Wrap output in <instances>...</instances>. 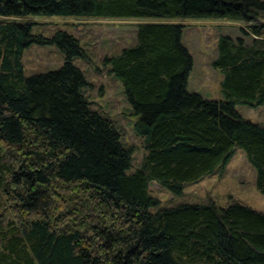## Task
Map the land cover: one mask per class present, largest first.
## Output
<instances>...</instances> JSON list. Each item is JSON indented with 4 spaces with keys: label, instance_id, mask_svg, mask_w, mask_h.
Instances as JSON below:
<instances>
[{
    "label": "trees",
    "instance_id": "1",
    "mask_svg": "<svg viewBox=\"0 0 264 264\" xmlns=\"http://www.w3.org/2000/svg\"><path fill=\"white\" fill-rule=\"evenodd\" d=\"M38 17L162 21L138 24L135 44L106 59L139 118L134 169L133 147L83 94L78 41L35 34L24 19ZM187 19L244 24L217 41L221 99L187 89L194 61L173 21ZM33 44L56 45L63 65L26 77ZM237 104L264 106V0H0V264H264V212L161 207L149 190L182 196L240 148L264 196V125Z\"/></svg>",
    "mask_w": 264,
    "mask_h": 264
},
{
    "label": "rangeland",
    "instance_id": "2",
    "mask_svg": "<svg viewBox=\"0 0 264 264\" xmlns=\"http://www.w3.org/2000/svg\"><path fill=\"white\" fill-rule=\"evenodd\" d=\"M34 24L33 32L46 38L61 30L73 36L85 57L74 60L82 71L88 86L83 94L93 110L110 118L117 126L125 147H133V169L142 160V141L134 133L138 116L133 112L120 81L110 72L106 59L115 57L136 42V26L147 22H162L157 19H105V18H26ZM184 25L182 43L193 58V69L188 78V90L197 92L208 100L222 98L220 83L222 74L213 68L220 36H241L244 24L221 19L173 20ZM172 21V22H173ZM243 25V26H242ZM65 57L56 45H31L22 56L26 77L58 70ZM193 90V91H192ZM236 111L246 120L264 125V106L250 107L237 104ZM132 171V170H131ZM129 171V172H131ZM161 207L182 203L214 202L220 207L231 200L252 209L264 212V196L255 187V172L247 163L240 148H235L222 174L204 177L199 182L187 185L182 196H174L157 183L149 186ZM154 208L152 211H155Z\"/></svg>",
    "mask_w": 264,
    "mask_h": 264
},
{
    "label": "crops",
    "instance_id": "3",
    "mask_svg": "<svg viewBox=\"0 0 264 264\" xmlns=\"http://www.w3.org/2000/svg\"><path fill=\"white\" fill-rule=\"evenodd\" d=\"M187 89H188V85H187ZM189 91V90H188ZM193 91V90H192ZM190 92V91H189ZM194 93H197V92H195V91H193ZM199 94V93H198ZM204 99H206V98H204ZM218 100V99H217Z\"/></svg>",
    "mask_w": 264,
    "mask_h": 264
}]
</instances>
